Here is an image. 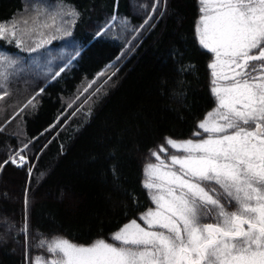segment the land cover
<instances>
[{
    "label": "trees",
    "instance_id": "1",
    "mask_svg": "<svg viewBox=\"0 0 264 264\" xmlns=\"http://www.w3.org/2000/svg\"><path fill=\"white\" fill-rule=\"evenodd\" d=\"M152 1L66 0L80 13L74 28L80 54L41 86L34 109L20 112L0 132V264L43 256L46 249L36 246L41 239L111 242L113 232L154 207L142 186L145 164L155 162L150 150L165 144V137H192L215 107L207 67L213 55L201 49L194 32L197 0H167L166 11L161 0L165 14L154 13V27L146 26L124 50L111 80L72 112L83 89L125 48L116 37L96 35L107 18L122 15L140 26L149 10L140 2ZM24 2L0 0V22L10 21ZM30 140L21 152L28 161L12 163L10 156Z\"/></svg>",
    "mask_w": 264,
    "mask_h": 264
},
{
    "label": "snow or ice",
    "instance_id": "2",
    "mask_svg": "<svg viewBox=\"0 0 264 264\" xmlns=\"http://www.w3.org/2000/svg\"><path fill=\"white\" fill-rule=\"evenodd\" d=\"M197 4L194 32L201 49L213 55L207 67L215 107L197 122L192 137H165V144L150 150L155 162L145 164L142 186L154 207L140 214L142 223L133 219L113 232L111 242L41 239L36 246L46 249L50 258L36 257L35 264H264V0H197ZM162 6L166 11L167 0ZM160 7L161 0H154L140 29L154 27L149 23L153 13L165 14ZM33 10L37 15L30 27L24 20L19 28L15 17L0 22V40L22 52L39 53L52 41L71 37L80 16L63 0ZM117 21L127 28V20L114 15L96 35ZM19 63L18 57L0 52V68ZM66 67L51 78L55 80ZM106 71L98 73L84 92ZM11 75L0 71V102L11 95ZM35 99L24 108L34 109ZM24 108L0 125V132ZM31 142L10 156L12 163L17 157L18 166L26 163L21 152ZM170 149L175 151L170 154ZM6 227L11 231L14 225ZM22 230L27 233V221Z\"/></svg>",
    "mask_w": 264,
    "mask_h": 264
},
{
    "label": "rangeland",
    "instance_id": "3",
    "mask_svg": "<svg viewBox=\"0 0 264 264\" xmlns=\"http://www.w3.org/2000/svg\"><path fill=\"white\" fill-rule=\"evenodd\" d=\"M153 2L154 0L151 3L140 2V6L147 5V7H149L148 12L145 13L146 18L151 13V5ZM57 3L58 0L57 1L25 0L23 9L14 16L16 18L17 26L19 28H23L24 27L23 21L27 20L28 26L30 27L32 25L33 18H35L37 15V12L33 10L34 8L39 9L46 6H53L56 5ZM63 4L66 6L74 7L69 2H66V0H63ZM112 16L107 18L105 25L98 32H101V30L105 28L106 24L111 20ZM115 16H117L120 19H126L128 22L127 28L125 29L119 23V21H117L114 22V26L110 30L104 31L103 35L116 37L117 39L123 42L125 48L122 49L120 55L117 57V59L118 58L119 59L116 62L110 64L111 65L110 68L109 67L105 68L107 69L106 74L105 76L101 77L98 80L99 82L97 84L92 85V87L89 88L87 92H84L83 89V91L81 92L83 93V95H80L79 99H77L80 105L78 106V108L74 107L72 112L79 111L92 98L96 97V94L98 93L96 92V90L101 89L105 84H107L110 81L108 80V77L111 76L112 78L113 77L112 73H116L117 67L121 62L120 60L122 58L121 55H123L124 50L126 54L127 50L131 47L132 43L139 37L140 33H142L143 31V29H140L139 26L133 24L129 18L117 14H115ZM75 25L72 29L71 37H65L63 39L54 40L50 45L46 46V49L40 50L39 53L22 52L18 48H17L18 49L17 52H10L9 49H6L4 47V44L7 43L0 40V52L11 54L14 57H18L20 60V63L15 68H8V69L0 68V71H6L8 73H12L8 85L11 95L5 101L0 102V109H2V111H0L1 121L5 118H7L6 120H9V118L13 116V113L19 112V110L22 107H24V105L33 96L35 97L37 96L36 94L39 93L40 88L43 84L53 80L51 77L55 72L59 71L60 68L65 66V64H68V67H70L74 63V61L78 58L79 55H76V52L79 51L80 54L81 41L74 36ZM133 29H137V31H133ZM9 45H12L16 48L15 44H9ZM105 81H107V83H105ZM93 93H95V95ZM36 101L37 99H35V103ZM31 109H32L31 107L24 108L23 112L28 113ZM11 112L13 113L9 116ZM19 116H22V114H19ZM174 151H170V154ZM16 159H17V163L19 164L20 163L19 157H17ZM138 222L141 223L142 221H138ZM39 257H44L45 259L50 258L48 253ZM26 264H35V260L33 262L29 260L26 262Z\"/></svg>",
    "mask_w": 264,
    "mask_h": 264
}]
</instances>
